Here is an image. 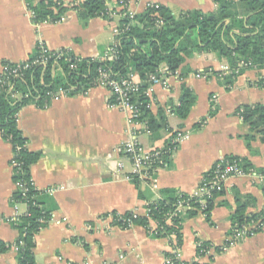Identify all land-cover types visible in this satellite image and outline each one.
Masks as SVG:
<instances>
[{
    "label": "crops",
    "instance_id": "0c3cea01",
    "mask_svg": "<svg viewBox=\"0 0 264 264\" xmlns=\"http://www.w3.org/2000/svg\"><path fill=\"white\" fill-rule=\"evenodd\" d=\"M149 3L163 5L174 14L216 8L212 0H135L130 2L131 11L141 13ZM31 17L25 0H0V69L5 62L30 59L39 43L49 50L66 49L78 58H98L113 43L112 29L120 20L93 17L83 24L73 10L54 24H36ZM223 65L227 61L213 52L195 53L166 74V85L149 86V109L156 117L162 110L164 126L157 136L150 131L139 134L140 143L160 147L178 130L184 135L167 164L154 173L156 188L127 178L131 165L117 147L130 138L131 127L125 111L109 106L105 87L80 88L19 109L17 126L27 149L39 153L30 166V177L49 212L48 221L34 235L35 264H165L174 241L182 259L193 261L198 243L218 248L227 241L237 198L246 201L247 214L262 210L264 142L258 136L245 140L249 128L237 108L264 105V68L243 67L227 84ZM182 86L195 95L184 119L173 112ZM12 155L11 144L0 132V241L9 245L0 252V264H17L18 232L12 221L26 212L24 203L12 199ZM230 156L248 161L251 172L225 180L209 218L203 210L184 215L180 243L174 234L154 236L156 223L151 219L147 226L135 223L123 228L107 217L125 212L147 215V204L160 190L194 193L203 175L219 159ZM141 192L145 198L139 196ZM211 264H264V225L225 251L214 252Z\"/></svg>",
    "mask_w": 264,
    "mask_h": 264
},
{
    "label": "trees",
    "instance_id": "16d2710c",
    "mask_svg": "<svg viewBox=\"0 0 264 264\" xmlns=\"http://www.w3.org/2000/svg\"><path fill=\"white\" fill-rule=\"evenodd\" d=\"M25 1L32 13V21L36 24L58 23L68 10L75 11L79 20L85 24L93 17L107 18L110 6L114 5L110 0H79L71 3L62 0ZM212 1L216 8L208 12L194 9L174 14L167 7L159 5L157 8L146 7L143 12L132 17L123 16L117 24L122 32L117 38V54L113 60L78 58L68 50L60 49L63 54L56 59L54 74L51 58L45 65L34 66L22 79L14 80L15 89L23 94L22 97L14 99L11 92L1 90L0 132L11 144L18 163L13 168V180L28 183L30 166L39 156V153L27 149L26 138L17 126L19 109L31 101L42 104L48 90L66 87L68 84H78L83 89L91 87V81L99 67L106 68L115 78H122L129 72L138 75L140 79L138 91L131 99L138 104L139 120L145 122L153 136H157L158 131L164 126V116L162 110L158 111V117L152 114L147 106L145 90L150 86L148 75L157 73L159 67L163 66L166 72L173 73L184 62L185 57L199 52H213L228 63L229 71L225 76L227 84H230L243 69L238 66L240 62H251L257 68H264V0ZM159 19L162 24L156 26ZM37 55L39 50L36 47L30 59ZM70 64H74L75 67L69 68ZM194 102L193 92L182 86L179 101L173 107V112L184 119ZM237 114L249 128L245 140L249 142L258 136L264 142V105L260 103L241 105L237 108ZM227 158L236 159L244 172H250L252 167L245 159L236 156ZM135 181L139 182L138 179ZM262 193L264 197V183ZM39 194L40 192L29 184L25 197L19 189L12 195L13 201L26 203H24L26 212L12 221L18 232L15 241L18 247L17 264H35L34 235L49 219V212L42 206ZM218 194L219 192L206 199V208L203 211L207 218ZM139 196L145 198L142 192ZM180 200L193 206V209H187L182 215H172ZM246 205V201L236 199V208L231 214L233 225L257 219L264 220V200L262 210L257 213L247 214ZM199 206L197 197L165 189L160 190L156 199L149 201L147 215L125 212L119 216L129 218L133 224L143 226H147L148 220L151 219L156 223V228L152 232L154 236L174 234L180 243V227L184 215L193 216L199 210ZM8 248L9 245L0 241V252Z\"/></svg>",
    "mask_w": 264,
    "mask_h": 264
},
{
    "label": "built area",
    "instance_id": "2783aa9c",
    "mask_svg": "<svg viewBox=\"0 0 264 264\" xmlns=\"http://www.w3.org/2000/svg\"><path fill=\"white\" fill-rule=\"evenodd\" d=\"M134 1L135 0H116L114 5L110 6L109 13L107 14V20L110 21L117 16L119 18L123 16L132 17L134 12L131 11L130 2ZM158 6L159 4L156 3H149L147 5V7L154 8H157ZM161 24V19L157 20L156 26H160ZM112 32L114 35V41L109 46L107 51L98 57L101 60H113L116 57L117 38L121 34L122 29H119L116 25L112 29ZM37 48L39 50V55L33 59H28L24 62L16 64H11L8 62L2 64L0 69V91L6 89L8 92H11L12 98L19 99L23 96V94L15 89L14 80L22 79L25 73L30 71L34 66L45 65L51 60V58H53L52 73L54 74L56 71L54 68L56 59L59 58L63 53L59 51L60 49L49 50L43 43H39ZM238 66L247 67L254 65L251 62H240ZM74 67V64L69 65V68ZM221 68L225 72L229 71L228 65H223ZM168 73L169 72H166L165 68L161 66L159 67L157 73L149 74L147 79L150 82V85L153 83H161L166 85V74ZM91 83V86L105 87L109 91V106L121 109L128 115L127 123L131 127L130 138L120 143V145L117 147V150L127 157L131 165L127 178L138 179L148 183L152 188H156L157 183L155 182L154 173L159 168L167 164V157L173 153L177 143L184 136L182 131L178 130L176 133L171 135L160 147H144L138 140V136L142 132L149 133V129L144 121L139 120L140 110L138 104L131 99L132 96L138 91V86L140 83L138 75L129 72L122 78H115L106 68L99 67L96 70V75L92 79ZM80 86L81 85L78 84H68L66 87H58L55 90H48L45 92L46 98L44 100H50L57 98L60 95H66L80 89ZM148 88L145 90L146 96L148 94ZM147 106L149 107V102L147 103ZM10 163L12 168L18 165L14 151ZM248 173L241 169L240 163L236 159L221 158L212 166L209 171L203 175L196 191L188 195L197 197L198 203L200 204L199 210H203L206 208V199L208 197H213L215 193L220 192L223 183L228 177L233 175H244ZM262 177L263 176L260 178ZM14 184L15 190L19 189L23 197H25L26 192L29 189V184L30 186L33 185L31 177L28 183L23 180H17L14 181ZM187 209H193V206L188 203H184L183 200H180L177 202L175 211L172 215H182ZM119 215L120 214L117 213L109 214L107 217L111 219L112 223H119V226L123 228H127L133 224L129 218H121ZM167 221H170V217ZM263 225L264 220L261 221L260 219L244 222L239 225L234 224L231 227L229 235L227 236V241L223 245H220L218 248H216L213 245L206 244L203 246L202 243H198L195 260L188 262L182 259L179 245L176 243V241H174L173 247L171 248L169 254L165 257V264H211V259L214 252L217 250L225 251L229 246L235 244L237 241L254 235ZM15 247L18 250V247ZM201 257H208V259L207 261L201 262L199 261Z\"/></svg>",
    "mask_w": 264,
    "mask_h": 264
}]
</instances>
